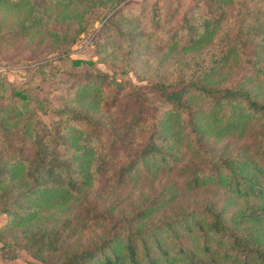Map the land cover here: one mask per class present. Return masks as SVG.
<instances>
[{"label":"trees","instance_id":"1","mask_svg":"<svg viewBox=\"0 0 264 264\" xmlns=\"http://www.w3.org/2000/svg\"><path fill=\"white\" fill-rule=\"evenodd\" d=\"M87 1L0 0V7H28L22 31H30L42 23L45 5ZM231 1L232 10L227 6ZM106 2L114 12L104 25L111 26L120 12L116 0ZM181 25L184 41L176 56L193 70L174 78L163 72L159 80H149L146 92L156 93L158 102L149 99L144 87L124 85L114 75L106 83L108 75L95 70L84 73L85 80L56 111L49 130L35 126L25 136L10 121L11 109L0 106V212L13 227L27 223L22 237L33 240L35 257L41 259L34 264H264V146L256 153L241 149L227 154L213 152L206 143L207 137H246L254 125L264 126V102L247 85L254 77L264 87V0H210L203 10L190 5ZM1 35L0 30V41ZM119 37L113 46L132 43L137 35L129 31ZM239 56L250 75L221 88L215 75ZM143 69L152 72L151 66ZM136 129L142 131L139 136L131 132ZM125 131L133 134L132 144L114 152L113 137L129 134ZM25 145L29 152H23ZM184 160L185 188L212 184L252 203L230 217L203 205L147 225L176 191L162 188L95 245L53 257L66 240L70 220L79 207L84 209V195L78 193L92 177L106 173L112 185H122L141 171L154 178L167 174ZM69 197L72 208H60Z\"/></svg>","mask_w":264,"mask_h":264},{"label":"rangeland","instance_id":"2","mask_svg":"<svg viewBox=\"0 0 264 264\" xmlns=\"http://www.w3.org/2000/svg\"><path fill=\"white\" fill-rule=\"evenodd\" d=\"M209 1L119 0L117 4L116 0L113 5H117L120 16L111 26L104 25L105 18L114 12L106 0H89L69 7L47 4L42 23L30 31H22L28 7L24 10L0 7V106L11 109L8 116L15 130L24 132L25 136L29 132L30 136L35 126L46 130L52 127L57 120L56 111L64 108L68 98L73 97L75 88L85 80L86 72L100 70L108 75L106 83L114 75L124 85H140L146 92L149 80H159L163 72L174 78L178 72L192 71V67L183 65L176 56L184 41L181 34L185 29L181 24L190 5H200L203 10ZM233 5L231 1L227 6L232 10ZM129 31L137 35L132 43L125 41L122 46H113L115 41L122 40L119 34L126 35ZM140 50L135 58L134 54ZM75 60L91 63L76 65ZM138 62L140 69L136 67ZM144 66H151L152 72L144 71ZM250 71L243 58L234 57L222 66L214 79L221 88H228L250 75ZM247 85H253L258 99L264 102V87L254 77ZM146 94L152 102L160 99L154 92ZM119 129L118 126L116 131ZM136 130L131 132L139 136L142 131ZM132 138L131 133L116 135L111 147L114 152L128 148ZM207 138L209 149L216 153L234 154L241 149L256 153L264 146V126L254 125L242 138ZM22 147L24 153L29 152L28 146ZM184 163L185 160L173 171L160 173L155 178L141 171L138 177L122 185H112L106 173L92 177L90 185L78 193L84 195V209L79 207V213L70 220L66 240L54 251L53 257L59 259L67 252L95 245L114 224L126 222L162 188L176 191L171 201L146 221L147 225L167 219L178 210L203 205H213L223 216L230 217L246 203H252L250 199L239 198L212 184L185 188L181 168ZM73 200L69 197L60 208L71 209ZM58 209L53 208V213ZM25 226L27 223L13 227L9 216L0 212V264L41 263V259L35 257L33 240L22 237L21 230ZM260 230L264 243V226H260Z\"/></svg>","mask_w":264,"mask_h":264}]
</instances>
